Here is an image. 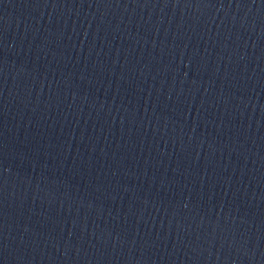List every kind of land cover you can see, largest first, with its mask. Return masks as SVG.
Instances as JSON below:
<instances>
[{
  "label": "water",
  "instance_id": "1",
  "mask_svg": "<svg viewBox=\"0 0 264 264\" xmlns=\"http://www.w3.org/2000/svg\"><path fill=\"white\" fill-rule=\"evenodd\" d=\"M0 264H264V0H0Z\"/></svg>",
  "mask_w": 264,
  "mask_h": 264
}]
</instances>
